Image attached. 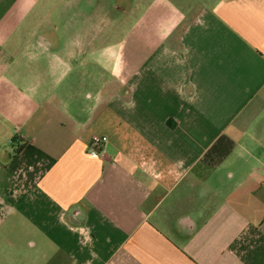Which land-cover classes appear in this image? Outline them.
Segmentation results:
<instances>
[{
    "label": "crops",
    "instance_id": "1",
    "mask_svg": "<svg viewBox=\"0 0 264 264\" xmlns=\"http://www.w3.org/2000/svg\"><path fill=\"white\" fill-rule=\"evenodd\" d=\"M168 1L112 51L0 0V264H264V0Z\"/></svg>",
    "mask_w": 264,
    "mask_h": 264
},
{
    "label": "rangeland",
    "instance_id": "2",
    "mask_svg": "<svg viewBox=\"0 0 264 264\" xmlns=\"http://www.w3.org/2000/svg\"><path fill=\"white\" fill-rule=\"evenodd\" d=\"M48 6V17L54 18L56 25H68L69 20L84 21L89 16L92 18V28L99 36L100 49L109 47L112 51H118L121 46H133L130 43L131 37H136L144 27L145 20L157 17V12H165L171 8L164 5L163 2L168 0H46ZM134 7L133 12L126 18L124 14L128 8ZM171 7H175L177 18H183L185 11L188 10V0H171ZM151 9V11H149ZM57 11L60 12L57 13ZM149 11V12H148ZM163 13V14H165ZM88 18V17H87ZM64 20V24L63 21ZM73 22V21H72ZM78 22L74 25L78 26ZM65 28V27H63ZM48 33L50 36L55 33L53 26H49ZM52 32V33H51ZM102 46V47H101ZM15 142L14 147L17 148Z\"/></svg>",
    "mask_w": 264,
    "mask_h": 264
},
{
    "label": "built area",
    "instance_id": "3",
    "mask_svg": "<svg viewBox=\"0 0 264 264\" xmlns=\"http://www.w3.org/2000/svg\"><path fill=\"white\" fill-rule=\"evenodd\" d=\"M108 142V138L106 136H98L95 135L91 138L89 151L92 155H98L102 152L105 144Z\"/></svg>",
    "mask_w": 264,
    "mask_h": 264
}]
</instances>
